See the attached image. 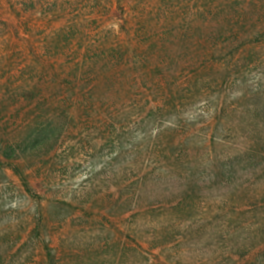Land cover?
<instances>
[{
    "label": "rangeland",
    "instance_id": "1",
    "mask_svg": "<svg viewBox=\"0 0 264 264\" xmlns=\"http://www.w3.org/2000/svg\"><path fill=\"white\" fill-rule=\"evenodd\" d=\"M0 264H264V0H0Z\"/></svg>",
    "mask_w": 264,
    "mask_h": 264
},
{
    "label": "trees",
    "instance_id": "2",
    "mask_svg": "<svg viewBox=\"0 0 264 264\" xmlns=\"http://www.w3.org/2000/svg\"><path fill=\"white\" fill-rule=\"evenodd\" d=\"M216 28H215V31L216 30L218 31V28L217 29ZM48 134L49 133H45L44 135H40L39 138L41 136H43V137L40 138V139L38 138L39 139L38 141H40L41 139H44L46 136H48ZM14 170L21 177V179L23 181L22 183L24 185V188H25L26 192L31 194L32 191H31V188L29 186L28 180L26 179V176H24V173L17 167L14 168ZM194 183H196V182H194ZM191 189L193 190V188H191ZM189 195H190V193H189V191H187V193L184 194V197L182 199L183 201H181V203L177 206V208L173 209V212L171 214H169V215H171V216H173L175 214L178 215V216L188 215L190 213V210H189V207H188V199L191 197ZM181 217H183V216H181Z\"/></svg>",
    "mask_w": 264,
    "mask_h": 264
}]
</instances>
